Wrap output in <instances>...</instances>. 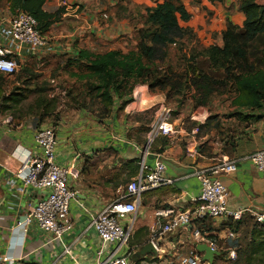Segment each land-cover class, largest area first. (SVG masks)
<instances>
[{"label":"crops","instance_id":"0c3cea01","mask_svg":"<svg viewBox=\"0 0 264 264\" xmlns=\"http://www.w3.org/2000/svg\"><path fill=\"white\" fill-rule=\"evenodd\" d=\"M239 1L212 4L207 0H182L191 19L180 22V26L195 33L199 47H222V33L228 24L240 28L244 25L245 16L239 9ZM63 2L72 8L80 7L79 17L75 12L64 17ZM0 7L1 31L7 29V18L12 12L8 0H0ZM61 9L64 10L61 21L46 33L48 45L36 51L26 49L14 56L23 72L30 64L44 63L46 74L79 79V64H88L80 61L81 51L96 55L110 51L127 54L132 50H126L124 46L136 45L133 29L129 26L128 33H122L123 27H117L120 30L116 32L113 28L98 25L97 20L103 21L101 14L107 11L98 2L50 0L44 6L48 14ZM121 36L128 37L127 43ZM0 46H6L1 33ZM184 54L188 58L187 50ZM201 57L207 62L205 55ZM193 70L197 74L201 72L199 68L188 66L180 71L171 69L173 73L189 74L184 77L180 89L159 91L139 85L134 93L139 88L146 89L147 98L133 93L134 96L124 100H115L108 111L99 99L86 97L85 107L51 105V102L43 107L39 102L41 116L29 113L15 117L17 104L12 99L15 95L6 96L10 100L5 102L8 109L1 115L0 138V263L3 259H21L15 264H94L100 252L101 257L110 254L108 247L105 248L90 228V223L100 211L120 198L127 184L138 176L140 163L147 152V165L152 167L156 160H161L166 165L165 177L174 183L144 195L130 244L141 250L134 253L132 260L135 264H186L190 253L198 247L191 239L190 229L163 242L164 254L145 252L150 228L158 219L156 214L192 206L200 196V183L195 172L209 170L223 161L245 158L264 149V99L260 102L261 108L248 104L239 99L234 84L229 83L222 90L213 92L203 104L191 83ZM205 72L216 74L221 81L226 78L222 71L214 73L208 69ZM13 77L0 74L2 81ZM30 78H26V84ZM58 79H48V82L64 87V81ZM2 81L0 100L6 94ZM21 82L22 85L18 86L24 88L25 83ZM164 107L173 111L172 121L177 134L172 138L158 137L147 151L149 128L157 112ZM8 118L10 121L5 122ZM42 127L55 129L56 164L69 171L68 184L76 192L70 208L72 226L61 241L54 240L52 235L44 233L35 224L26 232L18 226V222L23 221L26 213L42 197L41 192L31 188L21 194L22 183L17 177L24 158L36 151L35 133ZM220 179L228 191L227 207L252 212L241 221L208 219L201 225L205 232L218 240L223 252L235 249L243 242L241 230L246 221L255 222L253 214L264 212V172L244 160L238 162L234 174L222 175ZM11 181L13 186L9 185ZM67 248H70L68 252L65 251Z\"/></svg>","mask_w":264,"mask_h":264},{"label":"built area","instance_id":"2783aa9c","mask_svg":"<svg viewBox=\"0 0 264 264\" xmlns=\"http://www.w3.org/2000/svg\"><path fill=\"white\" fill-rule=\"evenodd\" d=\"M65 15L75 12L79 17L80 7L72 8L62 3ZM1 9V7H0ZM103 20L108 15L101 14ZM8 27L0 31L6 46H0V74L13 76L18 71V64L13 59L15 55L23 53L26 49L36 51L48 45L46 35L39 30L38 23L33 16L23 11H15L8 16ZM2 105L0 104V138L2 135ZM171 108H161L151 124L148 132L147 151L158 137L172 138L177 134ZM36 151L29 153L22 162L17 173L22 183L19 190L23 194L26 189H33L42 193L39 202L32 207L19 227L26 232L31 225H36L44 233L53 236L54 240L61 241L72 226L70 217L71 204L76 199V192L68 184L69 171L56 164L57 137L53 127L40 128L35 133ZM14 156V155H13ZM146 156L140 163L138 176L127 184L122 195L116 201L106 206L95 216L91 223L92 228L103 244H108L110 254L101 257L98 254L94 264H135L132 257L141 248L130 246L134 234L135 224L143 197L147 193L157 191L172 185L173 180L165 177L166 165L156 160L151 167L146 163ZM248 160L257 170L264 172V149L254 152L245 158L234 161H223L209 170H200L194 173L200 183V196L194 200L191 207L184 210H172L156 214L157 220L150 228L148 245L153 247L156 254H164L162 243L168 238L191 231V239L198 246L205 244L222 256L218 240L205 232L201 225L208 219H226L241 221L249 210H231L227 207L228 191L220 176H228L237 171L238 162ZM9 185L13 186L11 181ZM255 222L264 226V212L253 214ZM112 247V248H111ZM173 249L176 246H172ZM70 248L65 249L66 252ZM229 260L236 259L235 249H231L225 256ZM21 259H3L2 264H15ZM186 264H209L203 261V254L197 249L190 253Z\"/></svg>","mask_w":264,"mask_h":264},{"label":"trees","instance_id":"16d2710c","mask_svg":"<svg viewBox=\"0 0 264 264\" xmlns=\"http://www.w3.org/2000/svg\"><path fill=\"white\" fill-rule=\"evenodd\" d=\"M49 1L8 0V3L12 13L23 11L33 16L41 33L46 35L53 25L61 21L64 12L61 9L55 14L46 13L44 6ZM207 1L224 4L226 0ZM239 9L245 16L243 27L229 23L227 30L222 33L223 46H210L203 52L210 70L214 73L222 71L226 78L223 81L215 80L211 74L192 71L191 76L194 78L191 83L200 94L203 104L216 91L217 86L223 88L233 83L239 99L261 108L260 102L264 99V5L259 4L258 0H240ZM146 14L144 44L139 51L132 50L127 54L110 51L96 55L83 50L80 53V61H87L88 64H79L78 78L87 81V97H91V100L99 99L105 111L114 106L115 100L132 96L139 85L148 86L150 90H177L183 86L184 77L189 76L171 70L162 75L153 68L155 62L164 61L168 57L169 46H176L178 40L192 32L180 26V22H189L191 19L183 2L162 0L147 9ZM93 93L96 95L93 96ZM14 95V98L11 97L13 102L20 104L23 95ZM1 100L0 104L4 108L5 102L10 99L4 96ZM45 105L42 102V106ZM79 106L85 107L82 104ZM256 225L259 231L252 233L247 245V264H264V226Z\"/></svg>","mask_w":264,"mask_h":264},{"label":"rangeland","instance_id":"374dc122","mask_svg":"<svg viewBox=\"0 0 264 264\" xmlns=\"http://www.w3.org/2000/svg\"><path fill=\"white\" fill-rule=\"evenodd\" d=\"M92 2H98V4L104 5L106 8L105 14L108 15V20L103 21L97 20L98 25L101 27H110L115 29L116 32L122 28V33H128L127 27L133 29V36L135 35V39L133 37L134 42L136 43L135 46H124L126 50H136L139 51L142 45L144 44V33L146 31L145 26V16L147 14V9L154 7L153 5H157L159 1L162 0H148L146 3H142L140 0H91ZM182 1V0H181ZM259 4L264 5V0H258ZM96 4V3H95ZM240 5V1L238 2ZM126 22V23H124ZM124 24V25H123ZM120 27V28H117ZM91 36V35H87ZM86 37V38H87ZM123 37L124 43H127V36ZM122 39V38H119ZM122 40V41H123ZM132 44V43H131ZM130 44V45H131ZM187 50V55L184 52ZM205 48L199 47L197 44V37L194 32L188 33L182 39L178 40L177 45H172L168 47V57L164 61H157L154 63V69H157L162 75L167 70L177 69L180 71L182 67H191V68H199L204 73H207L209 68L208 63L202 56ZM44 63H34L30 64L24 72L22 68H18L17 73L14 75L13 78L8 79L6 81H2V85H5L6 94L14 95L20 92L23 95V101L17 105L16 110L14 111L15 117H24L26 115L35 114L36 116H41L39 105L37 103L43 102L44 105L51 102L52 104H59L63 106H70V105H83L85 98L88 96V90L86 88L87 81L83 79H76L75 77H71L68 75H53V74H46L47 66L43 65ZM31 77L28 81L29 84L25 83L27 77ZM215 78V80H219L216 74H211ZM59 77L58 80L64 81V87L61 84L54 85L53 83H49L48 79L54 80ZM45 80V81H44ZM23 81L24 88H20L18 85H22ZM47 81V82H46ZM19 87V88H18ZM170 89V88H169ZM168 90V89H167ZM222 88L219 86L216 87V91H220ZM138 93L140 95L145 96L147 98V90L143 88H139ZM137 92L134 94L136 95ZM134 94L132 96H134ZM96 93H93L95 96ZM91 98V97H90ZM137 98V96H135ZM134 99V98H133ZM139 100V98H137ZM140 101V100H139ZM142 101V99H141ZM148 102V101H147ZM2 108H3V104ZM136 106V105H135ZM8 108L4 104L2 114H5V111ZM11 118L4 120L5 122H9ZM144 199V198H143ZM143 203V201H142ZM182 210V209H181ZM247 224L243 226L242 232V239L243 242L238 244L235 247L236 252V259L229 260L226 258V254L230 252V249H225L222 253L220 258H217L214 264H247V245L250 242V238L252 233L258 230L256 223L252 221H246Z\"/></svg>","mask_w":264,"mask_h":264},{"label":"water","instance_id":"95a60500","mask_svg":"<svg viewBox=\"0 0 264 264\" xmlns=\"http://www.w3.org/2000/svg\"><path fill=\"white\" fill-rule=\"evenodd\" d=\"M108 247V244H105V248ZM197 250L203 254V261L205 263L213 264L216 257L220 256V253L212 250L209 246L205 244L198 245ZM153 247L148 245L145 247V252H153Z\"/></svg>","mask_w":264,"mask_h":264}]
</instances>
